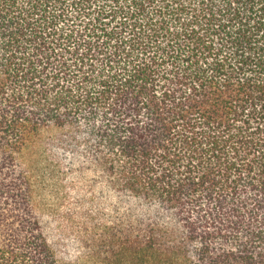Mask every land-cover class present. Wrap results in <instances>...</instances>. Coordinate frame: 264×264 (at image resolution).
<instances>
[{
  "label": "trees",
  "instance_id": "16d2710c",
  "mask_svg": "<svg viewBox=\"0 0 264 264\" xmlns=\"http://www.w3.org/2000/svg\"><path fill=\"white\" fill-rule=\"evenodd\" d=\"M59 154L108 200L100 264H264V0H0V264H59Z\"/></svg>",
  "mask_w": 264,
  "mask_h": 264
},
{
  "label": "rangeland",
  "instance_id": "374dc122",
  "mask_svg": "<svg viewBox=\"0 0 264 264\" xmlns=\"http://www.w3.org/2000/svg\"><path fill=\"white\" fill-rule=\"evenodd\" d=\"M50 156L53 162L46 160L35 191L50 247L59 264H100L107 253L97 249L99 242L113 233L108 200L98 196V188L67 156Z\"/></svg>",
  "mask_w": 264,
  "mask_h": 264
}]
</instances>
